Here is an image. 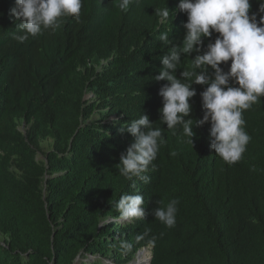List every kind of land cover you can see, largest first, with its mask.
I'll return each mask as SVG.
<instances>
[{"label":"trees","instance_id":"obj_1","mask_svg":"<svg viewBox=\"0 0 264 264\" xmlns=\"http://www.w3.org/2000/svg\"><path fill=\"white\" fill-rule=\"evenodd\" d=\"M178 3L134 0L122 11L119 0H83L78 18L21 43L15 0H0V264H129L144 248L149 264H264V97L243 113L251 141L234 164L211 149L209 124L194 127L192 146L180 126L160 122L167 82L153 77L168 46L159 36L179 45L187 16L162 22L155 8ZM251 5L250 15L259 10ZM195 55L182 57L177 78L198 71ZM193 87L188 118L202 119L204 87ZM141 114L166 142L150 181L133 187L116 168L133 142L119 128ZM136 192L144 219H115L120 196ZM172 199L176 224L167 228L153 211ZM121 239L133 243L126 255Z\"/></svg>","mask_w":264,"mask_h":264},{"label":"clouds","instance_id":"obj_2","mask_svg":"<svg viewBox=\"0 0 264 264\" xmlns=\"http://www.w3.org/2000/svg\"><path fill=\"white\" fill-rule=\"evenodd\" d=\"M133 2L119 0V8L127 11ZM257 2L259 10L251 15V0H179L175 11H170L166 4L155 8L162 22L176 12L187 16L183 24L185 34L179 45L169 47L172 41L167 32L159 36L163 45L168 46L166 54L160 57L162 67L153 77L156 82H167L158 93L163 104L159 110L160 122L167 125V130L180 126L186 142L192 146L194 127L209 124L210 147L228 164L240 161L251 141L243 113L264 97V0ZM82 6L83 0H15L10 16L19 21L18 28L23 32L15 38L23 43L29 36L58 27L62 18H78ZM213 34H218L214 41ZM205 39L209 40L206 47ZM193 53L196 55L191 59L192 66L198 71L182 70L177 78L182 57ZM221 65H227L228 70ZM193 85L204 87L200 92L202 119L188 118L192 113L190 100L197 95ZM155 125L148 115L141 114L119 128L122 134H130L133 142L121 153L116 168L121 176L133 181V187L135 179L144 183L150 181L146 173L150 166L155 170L153 162L166 142L164 130ZM157 204L153 211L155 219L167 228L174 227L179 200L172 199L166 205L157 201ZM115 209L119 214L115 219L122 223L144 219V196L139 192L123 194L115 203ZM136 239L143 237L138 235ZM150 243L154 246L155 238ZM119 249L126 255L132 251L133 243L121 239Z\"/></svg>","mask_w":264,"mask_h":264},{"label":"bare ground","instance_id":"obj_3","mask_svg":"<svg viewBox=\"0 0 264 264\" xmlns=\"http://www.w3.org/2000/svg\"><path fill=\"white\" fill-rule=\"evenodd\" d=\"M148 258H149L148 252L145 249H143L138 252L135 258L136 260L132 264H147Z\"/></svg>","mask_w":264,"mask_h":264},{"label":"rangeland","instance_id":"obj_4","mask_svg":"<svg viewBox=\"0 0 264 264\" xmlns=\"http://www.w3.org/2000/svg\"><path fill=\"white\" fill-rule=\"evenodd\" d=\"M87 98H88V96L85 97V99H87ZM20 130H22V127L20 128ZM40 158H41V157H39V159H40ZM145 250L148 252V257H149V255H150V249H149V248H145ZM135 260H136V259H135ZM135 260H134V261H135ZM148 260H149V258H148ZM134 261H133V262H134ZM131 264H132V263H131Z\"/></svg>","mask_w":264,"mask_h":264},{"label":"water","instance_id":"obj_5","mask_svg":"<svg viewBox=\"0 0 264 264\" xmlns=\"http://www.w3.org/2000/svg\"><path fill=\"white\" fill-rule=\"evenodd\" d=\"M150 259H151V257H149V260H148L147 264H149V263H150Z\"/></svg>","mask_w":264,"mask_h":264}]
</instances>
